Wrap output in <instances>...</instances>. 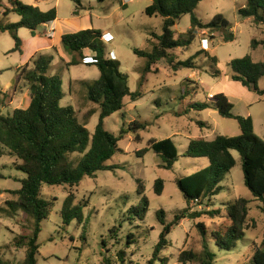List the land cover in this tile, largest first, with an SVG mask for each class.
Masks as SVG:
<instances>
[{
	"label": "rangeland",
	"instance_id": "1",
	"mask_svg": "<svg viewBox=\"0 0 264 264\" xmlns=\"http://www.w3.org/2000/svg\"><path fill=\"white\" fill-rule=\"evenodd\" d=\"M21 1L38 6L43 11L55 7L57 18L40 25L35 35L27 28H18L21 51H12L14 40L11 34L0 30V113L7 116L14 108L28 104L29 100L24 95L26 81L23 78L16 81L18 68L30 62L36 54L53 55L48 74L61 76L63 97L60 104L73 107L80 120L90 111L86 127L92 133L99 121V107L88 99L87 85L98 78L99 70L94 64L80 61L77 53L64 51L60 41L64 33L92 27L112 33V40L102 41L105 55L109 57L110 50L115 51L114 59L119 70L127 76L130 91L141 93L135 101L126 96L124 107L103 120L104 128L115 135L121 128L126 130L117 143L116 151L106 162L115 168L96 171L91 177L85 176L77 186H42V197L53 207L41 222L36 263L148 264L163 229L156 212L163 209L167 223L186 207L184 196L176 186V178L192 174L209 164L205 157L184 155L189 141L194 138L212 140L217 135L240 133L235 120L220 116L215 109L195 110L189 104L210 101L212 95L224 93L233 104L232 112L251 116L255 133L264 139V96L234 81L229 67L233 58L246 54L254 61L264 60V45L258 43L255 47L251 46L253 39L258 42L264 40V24L237 14L246 0H201L194 10L195 15L202 22H207L221 14L230 22L233 39L225 42L221 32L196 29L189 46L170 51L175 61H184L198 51H206L194 56V68L180 66L173 69L161 59L146 71L147 59L135 54L133 48L151 50L158 42L156 36L162 33V18L148 16L144 12L151 0H128L126 3L123 0ZM2 10L0 7V24L19 20L17 13L5 15ZM74 11L77 13L74 14ZM189 27L190 16H181L173 27L174 35L177 37L187 32ZM203 37L208 38L207 46L201 41ZM84 54L89 59L94 55L90 51ZM207 54L215 56L216 63ZM71 59L80 62L67 66ZM15 81L16 87L12 88ZM258 87L264 90V77L259 79ZM134 121L145 127L130 129ZM166 137L173 139L179 153L171 169L162 167L160 158L152 149L142 155L139 153L149 148L152 141ZM231 153L235 165L225 174L221 182L222 191L213 197L210 206H194L189 212L224 210L226 204L239 197L247 199L249 209L245 236L231 250L219 249L213 243H208V246L216 255V264H251L254 246L260 245L264 239V203L253 199L243 182L240 155L235 150ZM18 163L7 153L0 158V169L5 176L0 179V264L22 263L25 248L17 246L15 240L29 233L33 226L32 217L21 210H11L7 204L8 200L16 199L12 191L21 186L19 180L25 177V173L16 168ZM158 178L163 179L160 195L153 189ZM137 179L144 185V195L149 201L143 219L133 209L139 206L141 198L137 192ZM70 193L74 196V203L81 206L83 218L81 222L74 219L64 225L60 210ZM199 223L204 225L208 241L211 230L224 231L230 220L226 214L213 218L204 214L195 219H180L168 234L169 245L159 255L166 260L158 259L154 264H181L177 260L181 251L201 252L203 235L198 229ZM129 234H133L131 243H128Z\"/></svg>",
	"mask_w": 264,
	"mask_h": 264
},
{
	"label": "trees",
	"instance_id": "2",
	"mask_svg": "<svg viewBox=\"0 0 264 264\" xmlns=\"http://www.w3.org/2000/svg\"><path fill=\"white\" fill-rule=\"evenodd\" d=\"M3 1L6 4L3 5ZM3 1L0 2L3 14L14 12L19 15V20L15 23L0 24V30L8 31L14 40L12 51L22 49V40L17 34L18 28H27L32 35H35L40 25L51 23L57 18L55 7L43 11L38 6L23 3L21 0ZM200 1L151 0V4L145 7L146 15L162 18V33L156 36L158 42L153 44L151 50L133 48L135 54L147 59L146 71L161 59L166 60L173 69L180 66L194 68V56L207 53L206 51H198L184 61H175L170 51L189 46L194 40L193 31L196 29H207L211 33L221 32L225 42L233 39L230 22L221 14L215 15L207 22H202L195 15L194 10ZM76 13L74 11V14ZM186 14L190 16V27L187 32L176 37L173 27L180 17ZM237 14L242 18H253L254 21L264 24V0H246L245 4L238 8ZM101 35V30L87 28L64 33L60 38L64 51L77 53L80 61L87 56L84 54L85 51L94 54L95 61L89 64L96 65L99 76L87 85V95L89 100L98 104L99 121L92 133L86 127L90 111L86 112L80 120L73 107L60 104L63 97L61 76L48 74L53 55L36 54L30 62L18 68L16 81L21 78L26 81L30 95L29 104L24 108H14L7 116L0 113V158L6 153L16 158L19 161L16 168L25 173V177L19 180L21 186L12 191L16 199L8 200L7 204L11 210H21L33 219L30 232L22 234L15 240L17 246L25 248L21 264H37L36 255L40 247L37 239L41 222L47 218L53 207L42 197V186H77L85 176L91 177L96 171L115 168L106 162L116 151L117 143L123 138L126 130L121 128L115 135L104 128L103 120L124 107L126 96L133 101L141 97L139 91H130L128 78L119 70L116 59L106 57ZM258 43L264 45V40L258 42L253 39L251 46L255 47ZM207 56L216 63L215 56L209 54ZM80 61L71 59L66 65H75ZM229 67L234 81L264 96V90L258 87L259 79L264 77V60L254 61L249 54H246L233 58L229 62ZM16 81L12 88L16 87ZM0 93H2L1 89ZM5 95L8 96L6 92ZM189 107L195 110L215 109L220 116L235 120L240 133L217 135L212 140L194 138L189 141L184 155L205 157L209 164L192 174L176 178V186L184 196L186 207L167 223L164 210L159 209L156 212L163 229L153 247L148 264H154L158 259L166 260V258L161 259L159 255L169 245L168 234L182 218L195 219L204 214L213 218L226 214L230 224L224 231L211 230L207 241L204 225L199 223L198 229L203 235V248L201 252L181 251L177 257L181 264H216V255L209 249L208 243H213L222 250H231L245 236L249 207L248 200L243 197L226 204L224 210L189 212L194 206H210L213 197L222 191L221 182L225 174L235 165L232 150L240 155L244 185L254 200L264 203V139L255 133L251 116L234 114L233 104L224 93L212 95L210 101L193 102L189 104ZM199 123L202 124V122ZM144 127V124L137 121L130 125L132 130ZM136 137L138 139V135ZM148 149H152L160 158L162 167L165 169H171L179 157L177 146L170 137L152 141L149 148L139 152L140 155ZM4 178L3 171L0 169V179ZM136 182L137 192L141 198L139 206L133 209L139 213V218L143 219L148 210L149 201L144 195L145 188L140 179ZM153 189L157 195H160L163 191V179H156ZM60 215L64 225H68L74 219L78 222L82 221V208L74 203L72 193L64 199ZM128 237V243H131L133 234H129ZM120 259L123 260L121 257ZM251 264H264V239L260 245L254 246Z\"/></svg>",
	"mask_w": 264,
	"mask_h": 264
},
{
	"label": "built area",
	"instance_id": "3",
	"mask_svg": "<svg viewBox=\"0 0 264 264\" xmlns=\"http://www.w3.org/2000/svg\"><path fill=\"white\" fill-rule=\"evenodd\" d=\"M128 0H123V2H127ZM204 34H205V36H208L207 35V33L206 32H203ZM102 39L104 40V41H110V40H112V35H110L109 33H104L103 35H102ZM201 41H202V43L204 44V45H206L207 46V44H208V38L207 37H203L202 39H201ZM109 57L111 58V59H114L115 57H114V55H113V52H109ZM95 60L92 58V59H89L87 56L86 57H84L83 58V62L84 63H91V62H94Z\"/></svg>",
	"mask_w": 264,
	"mask_h": 264
},
{
	"label": "crops",
	"instance_id": "4",
	"mask_svg": "<svg viewBox=\"0 0 264 264\" xmlns=\"http://www.w3.org/2000/svg\"><path fill=\"white\" fill-rule=\"evenodd\" d=\"M150 4H151V3H150ZM150 4H149V5H150ZM244 4H245V3H244ZM244 4H243V5H244ZM125 5H126V4H124V6H125ZM243 5H242V6H243ZM249 19H251V18H249ZM55 20H56V19H55ZM55 20H54V21H55ZM43 25H44V24H43ZM92 28H93V27H92ZM94 29H95V28H94ZM101 32H102V35H103L104 33H109L110 35H112V33L109 32L108 30L101 31ZM102 35H101V36H102ZM112 39H113V35H112ZM102 41H104V40L102 39ZM58 47H59V46H58ZM55 50H56V49H55ZM58 51H60V54L62 53V52H61V48H59ZM56 52H57V50H56ZM110 52H113L114 57H116L115 51H114L113 49L110 50ZM57 53H58V52H57ZM59 56H60V55H59ZM238 83H239V82H238ZM24 88H25V89H24V95L27 96V100H30L29 90L27 89V87H24ZM226 96H227V95H226ZM10 99H11V98H10ZM15 99H16V98H15ZM228 99H229V98H228ZM27 100H26V101H27ZM25 103H26V102H25ZM28 104H29V101H28ZM28 104H27V105H28ZM27 105L22 106V108L27 107ZM247 115H248V114H245V116H247ZM248 116H249V115H248Z\"/></svg>",
	"mask_w": 264,
	"mask_h": 264
}]
</instances>
